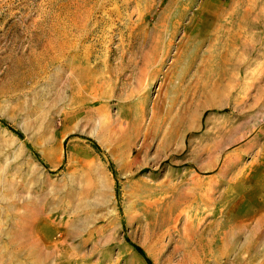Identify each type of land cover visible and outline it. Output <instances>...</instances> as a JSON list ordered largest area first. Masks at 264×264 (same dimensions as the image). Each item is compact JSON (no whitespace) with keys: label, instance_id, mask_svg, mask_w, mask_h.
Returning a JSON list of instances; mask_svg holds the SVG:
<instances>
[{"label":"rangeland","instance_id":"1","mask_svg":"<svg viewBox=\"0 0 264 264\" xmlns=\"http://www.w3.org/2000/svg\"><path fill=\"white\" fill-rule=\"evenodd\" d=\"M0 264H264V0H0Z\"/></svg>","mask_w":264,"mask_h":264},{"label":"trees","instance_id":"2","mask_svg":"<svg viewBox=\"0 0 264 264\" xmlns=\"http://www.w3.org/2000/svg\"><path fill=\"white\" fill-rule=\"evenodd\" d=\"M149 170H150L149 168H143L140 172H147V171H149ZM135 249H136L138 252L142 253V249H141L139 246H135ZM146 260H148V259H146Z\"/></svg>","mask_w":264,"mask_h":264}]
</instances>
